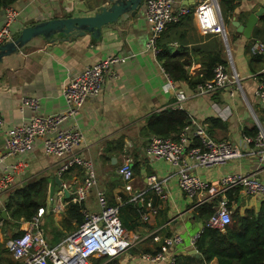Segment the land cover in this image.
Instances as JSON below:
<instances>
[{"label":"crops","instance_id":"obj_1","mask_svg":"<svg viewBox=\"0 0 264 264\" xmlns=\"http://www.w3.org/2000/svg\"><path fill=\"white\" fill-rule=\"evenodd\" d=\"M188 1L192 3V0ZM105 2L106 0H17L11 5L17 10L18 16L10 25V30L16 37L23 28L40 21L93 15ZM263 4L264 0H239L232 11H229L226 5L224 7L229 13L227 16L229 23L235 18L240 24H244L249 14ZM220 11L224 17L221 6ZM3 21L2 8L0 26ZM258 24L257 22L256 25ZM233 30L232 39L227 30L226 49L231 56V66L240 77L241 88L238 84H231L210 93L198 92L196 87L189 86L183 80L175 81L174 90L166 87L167 82L161 70V63L150 50L146 49L148 24L144 18L143 3L133 15H125L116 23L103 26L99 39H93L89 33L71 36L68 39L54 38L53 41L43 37L33 38L18 52L3 57L0 63V113L3 117L0 156L6 131L22 124L32 115L29 109H20L21 97H36L40 104V115L61 113L66 110L62 88L71 77L107 56H124L125 62L116 65L118 77L107 80L100 93L88 98L76 117L64 121L62 126L77 128L83 133L84 141L80 146V153L93 163L97 188L104 191L108 204L118 205L119 217L124 227L143 238L137 246L112 260L117 264H160L144 259L143 254L159 250L161 238L177 233L182 236L183 244L175 248V253L194 254L195 249L189 241L201 230L203 222L195 217L194 202L185 197L178 187L177 169L165 160H155L147 156L146 145L149 139L156 135L148 133L145 125L151 114L174 107L177 93L175 90L184 94L180 110H183L188 118L206 124L207 131L209 118H217L224 123L223 127L212 128V138L215 140L229 139L231 142L241 144L245 131L252 132L255 128L253 123L245 120L247 110L253 120L256 115L264 121V107L253 95L256 85L255 74L263 65L258 62L249 64L251 53L247 47L250 43L251 45L255 43L252 36L245 38L234 27ZM162 42H166L171 56H180L181 61L187 60L184 69L188 75L199 72L202 60L208 53L216 51V45L223 48L221 54L227 58L221 38L213 34H201L193 19L184 20L168 28ZM217 109L223 110L222 115ZM127 154L134 159L137 166L133 170L132 179L128 182L119 172L123 158ZM64 159L65 157L46 155L42 139L36 138L29 151L0 160V173L13 162L23 160L27 163V169L15 176L10 188L22 186L39 177L47 179V205L39 209L43 210L41 224L47 229H45L47 239L52 244L64 238L70 229L76 226V220L68 217L66 212L68 199L71 200L72 195L70 191L68 196L63 192V198L57 196L63 190L55 191L53 203H50L51 176H58L62 184H69L75 180L79 181L84 175V170L80 166L58 175L57 170ZM256 165L255 157L244 156L230 160L224 165L209 168L194 166L191 163V171L203 180L216 181L227 173L255 171ZM149 174L166 180L164 199H160L149 189L147 182ZM257 177L264 180V168L258 169ZM7 192L0 197V215L5 211L3 203ZM240 200L242 202L240 207L239 201H230L231 212L247 206L258 207L259 203L264 201L263 198ZM57 204L62 205L60 209L54 208ZM83 205L90 212L98 211L95 189L90 192ZM153 207L157 208L158 212L147 219L142 218L143 213L149 212ZM82 210L83 208L81 213ZM27 227L28 223L23 218L14 226L8 224L0 227V264L18 262L2 247L15 231H22ZM156 237L159 240H155ZM185 237L188 243H185ZM108 262L103 259L100 264ZM208 264H217V261L213 259Z\"/></svg>","mask_w":264,"mask_h":264},{"label":"built area","instance_id":"obj_2","mask_svg":"<svg viewBox=\"0 0 264 264\" xmlns=\"http://www.w3.org/2000/svg\"><path fill=\"white\" fill-rule=\"evenodd\" d=\"M144 18L148 24V39L146 49L154 56L159 52L157 41L167 27L179 22L184 16L190 15L196 22L198 31L203 35H217L224 41L227 30L224 18L220 11L219 0H144ZM177 5V6H176ZM4 21L0 26V45L14 40L10 25L18 16L17 10L7 5L3 8ZM255 55H264V42L256 41L250 48ZM227 64L218 63L213 69V76L203 84L196 86L198 92L210 93L231 84L240 85V77L231 66V56L226 49ZM125 57L110 55L106 58L86 66L81 72L71 77L62 88V95L66 110L61 113L40 115V104L34 96H23L20 109H29L32 115L22 124L9 128L6 131L3 152L0 160L8 156H16L29 151L36 138H41L43 151L46 155L65 157L60 164L57 174L61 175L72 167L80 166L84 175L79 181L62 186L71 192V201L84 203L90 192L95 189V196L99 210L90 212L83 208V222L76 230L58 244L50 245L46 230L41 224L43 210L27 221L28 227L22 234L9 239L5 246L19 264H90L92 257H103L110 261L119 254L137 246L143 238L134 232L128 231L119 218L118 205H110L103 190L97 188V177L92 161L80 153V146L84 141L83 133L77 128L63 127L66 120L75 118L85 101L97 96L107 80L118 77L116 65L124 63ZM232 70H231V68ZM162 67V66H161ZM166 78V87L175 89V81L161 68ZM256 85L253 95L264 107V66L255 74ZM176 102L173 109H180V102L184 99L181 91L175 90ZM220 115L223 110L217 109ZM3 126V117L0 113V132ZM253 135L243 134L241 144L231 140L213 139L207 131V125L189 118V121L178 135L161 137L152 136L145 148L148 157L155 160H165L177 169V183L181 192L197 207L215 196L220 197L215 211L207 218L201 230L190 238V245L195 249V241L203 227L225 231V227L232 222L231 210L228 208L227 192H236L244 198L264 199V180L257 177L258 169L264 168V121L254 116ZM244 156L256 158V170L246 173H227L216 181H206L191 171L194 166L209 168L224 165L230 160ZM134 159L125 155L119 168L123 179L128 182L132 179ZM27 169L25 161H16L9 164L4 172L0 173V197L10 190L15 176ZM165 179H159L155 174L147 176L148 187L157 197H166ZM63 198V191L57 195ZM64 204V203H63ZM57 204L54 208L60 209ZM158 212L157 208H150L142 218ZM155 233V232H153ZM159 240L158 237L154 238ZM159 250L154 253H144L143 258L160 264H174L177 254L175 248L183 244L182 236L172 234L160 239ZM196 250V249H195Z\"/></svg>","mask_w":264,"mask_h":264},{"label":"trees","instance_id":"obj_3","mask_svg":"<svg viewBox=\"0 0 264 264\" xmlns=\"http://www.w3.org/2000/svg\"><path fill=\"white\" fill-rule=\"evenodd\" d=\"M16 1L17 0H0V10L7 5H12ZM238 1L239 0H219V5L220 2H224L227 9L232 11ZM184 20L190 21L192 17L190 15L184 16L179 22L169 25L161 34L157 41L159 52L156 57L161 63L164 71L168 73L173 81L183 80L187 82L189 86L196 87L198 84H203L212 78L213 69L218 63L227 64V61L226 58L223 57V54H221L223 48L220 45L219 47L216 45V51L210 54L208 53L202 60L199 72L188 75L184 69L187 60L181 61L179 58L180 56H171L166 42H162V37L168 28L178 25ZM258 23L259 24L255 25L252 30V41L264 42V14L261 15ZM250 45L247 47L249 51L252 46ZM250 57L251 60L249 64L258 62L264 66V55H255L251 53ZM251 69L254 71L253 67ZM188 121L189 118L183 110L167 108L162 112L151 114L147 118L145 129L152 135L161 137L171 136L175 138ZM207 121L209 123L208 133L211 137L212 128L223 127L224 124L217 118H209ZM245 132L246 134L253 135L256 132V128H254L252 132ZM135 167L137 166L133 163L132 172ZM237 192L238 191L234 193L230 191L227 192L228 208L232 200L236 202L239 201L238 207H240L242 202L237 196ZM47 195V179L44 177L36 178L22 186L13 187L8 190L3 203V209L7 213V218H3L2 215H0V227L8 224L14 226L21 218L25 221L31 220L39 208L46 207ZM68 200L69 202L66 205L67 215L76 220V226L70 229V232H72L76 230L84 220V216L81 213V209L84 208V205L83 203L78 204L71 202L70 198ZM219 201L220 197L215 196L211 200L197 206L195 208V217L205 224L207 218L215 211ZM231 218L232 222L225 227L224 232L203 227L199 237L195 241V249L199 256L191 253L178 254L174 264H208L213 259H216L217 264H264V201L260 202L258 207L247 206L241 209L237 208L232 212ZM20 234H22V231L17 230L13 233L11 238L19 236ZM49 244L56 245L51 242ZM2 248L5 252H9L5 246ZM101 258L103 261L104 258ZM101 258L97 260V263L101 261ZM16 264L19 263L17 262ZM47 264L52 263L48 262ZM107 264L117 263L115 260H110Z\"/></svg>","mask_w":264,"mask_h":264},{"label":"water","instance_id":"obj_4","mask_svg":"<svg viewBox=\"0 0 264 264\" xmlns=\"http://www.w3.org/2000/svg\"><path fill=\"white\" fill-rule=\"evenodd\" d=\"M144 0H106V2L97 8L93 15L72 16L64 18H53L40 21L34 25L23 28L12 41L0 45V63L3 57L18 52L25 44L35 37H43L46 40L53 41L54 38L68 39L71 36L89 33L93 39H99L101 28L107 24L116 23L125 15H133L136 9ZM264 14V4L255 12L249 14L247 21L240 24L235 18L231 20V25L241 33L243 37L250 38L254 26L257 24L261 15ZM228 48L227 37L223 41ZM57 190H63L65 196H68V190L62 186V181L58 176H51L49 186L50 203H53V195ZM1 215L6 218V212ZM193 253L197 254L196 250Z\"/></svg>","mask_w":264,"mask_h":264},{"label":"rangeland","instance_id":"obj_5","mask_svg":"<svg viewBox=\"0 0 264 264\" xmlns=\"http://www.w3.org/2000/svg\"><path fill=\"white\" fill-rule=\"evenodd\" d=\"M224 2H220V6H221V9H222V13L224 15V19H225V24L227 26V30H228V33H229V37L232 39L233 35H234V30H233V26H231V23H229V20L227 19V16L229 15L228 11L225 10V7H224ZM224 46V45H223ZM224 49H226V46H224ZM231 68V67H230ZM232 70V68H231ZM246 122H250V123H253L254 124V120L253 118L251 117L250 113L248 112L247 110V113H246V118H245ZM245 123V122H244ZM97 177V176H96ZM239 199H242V200H246L248 198H244V197H241L239 196ZM99 210V208H98ZM89 211V210H88ZM184 237V235H183ZM185 243H188L187 241V238L185 237ZM101 257H92L91 260H90V264H100V262L102 261V258H101V261H99L97 263V260L100 259ZM89 264V263H88Z\"/></svg>","mask_w":264,"mask_h":264}]
</instances>
